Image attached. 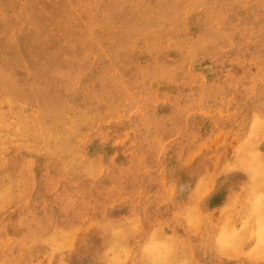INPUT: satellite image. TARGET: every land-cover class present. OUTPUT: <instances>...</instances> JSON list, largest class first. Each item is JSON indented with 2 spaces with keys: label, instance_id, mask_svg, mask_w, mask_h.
Instances as JSON below:
<instances>
[{
  "label": "bare ground",
  "instance_id": "6f19581e",
  "mask_svg": "<svg viewBox=\"0 0 264 264\" xmlns=\"http://www.w3.org/2000/svg\"><path fill=\"white\" fill-rule=\"evenodd\" d=\"M0 6L5 8L0 13V101L14 109V120L18 123L1 128L0 142L9 138L6 139L8 146L15 149L16 145L19 152L17 161L19 166L23 165L21 175L26 178L28 194L19 208L21 215L33 212V221L36 222L35 212L30 209L39 201L35 193L37 190L44 192L53 177L42 166L36 147L57 155L60 161H68L70 156L65 153L61 142L50 134L51 131L65 134L68 139L65 130L68 123L73 127V141L78 143L82 140L75 130L76 122L70 123L62 114L75 109V112L84 115L105 95H115L122 85L119 86L118 80L116 82L114 72L125 82L131 80L134 93H137L148 92L153 74L180 70L184 76L182 95L191 99V104L186 110L175 107L161 112L182 118L188 111L192 115L189 124L199 133L203 130L207 132L211 125L196 119L202 117L222 125L226 121L225 114L241 112L233 120L239 123L241 133L245 135L243 146L251 150V155L248 163L242 157H235L228 177L244 178L236 184L247 187L246 202L238 205L236 188L228 187L219 209L225 213L234 206L238 219L226 224L223 229L208 224L201 228V212L195 202L203 189L197 179L190 185L186 196L173 201L172 207L164 208L163 215L171 235L164 233L163 228L159 229L160 225L155 224L157 217L142 203L135 206L131 213L134 219L142 222V227L134 223L129 225L124 240H113L115 251L120 255L131 249L137 256L136 264H206L209 261L208 264H218L215 259L208 258L210 252L217 250L227 257L230 253V258L239 260L237 264H255L259 261L255 255L256 249L264 253V0H0ZM39 7L48 9L49 14L31 17L29 14ZM175 10L177 14H174V19L178 26L176 30H171L169 19ZM12 17L18 18L19 28L15 32L18 34L14 33L10 38L17 42H24L28 38L35 44L37 53L11 60L15 53L7 52L9 43H4L10 40V33L7 30L2 32L1 24H7ZM30 31L32 35L26 36L25 33ZM56 31L60 33L56 34ZM163 32L167 37L164 43L159 38ZM4 33L6 36H3ZM97 34L102 36L101 39ZM97 38L107 59H97ZM136 40L142 41L141 49L136 48ZM63 46H67L66 51L61 50ZM23 52L18 51L16 55ZM56 55L62 57L58 65L52 62V56ZM254 55L259 59L255 60L260 67L255 88L239 92L241 84L234 77L231 65L237 62L247 64ZM187 57L193 58L188 70L185 69ZM91 61H96L98 67L96 71L88 72ZM203 63L211 66L213 77L202 83V88L198 90L202 100L197 101V89H193L191 82L194 79L195 82L203 81L196 71L197 65ZM80 68L86 74L76 80L74 76ZM63 80L71 82L68 89L61 87ZM35 115L40 117V123H28V118L33 120ZM256 123L262 130L255 134ZM180 124V131L187 133L186 126ZM141 142L143 148L142 138ZM259 159L260 163L255 162ZM47 162L51 164L53 159L48 157ZM57 171V177L64 175L63 169L57 167ZM135 175L130 178L134 179L133 196L151 192L152 178L139 171ZM95 179L97 182L103 181L100 175ZM89 197L86 194L85 197H78L77 201L83 207ZM160 197L168 203L165 195ZM148 201L150 203L153 199L145 202ZM213 209L214 206L209 205L205 206L204 211ZM4 212L0 211L1 218ZM183 213L187 214L176 219L177 215ZM44 215L45 211L38 213L39 223ZM198 227L200 234L197 233ZM178 228H182L181 235L176 232ZM52 230L49 232L53 233ZM49 232L46 234L45 230H41L37 237L45 239ZM25 236L27 240L24 241L28 243H25L26 251L36 241V235L27 231ZM208 236H211V240H208ZM177 242H182L184 249L176 245ZM192 242L195 247L190 246ZM187 244L188 249L185 247ZM0 254H5L2 245Z\"/></svg>",
  "mask_w": 264,
  "mask_h": 264
},
{
  "label": "rangeland",
  "instance_id": "374dc122",
  "mask_svg": "<svg viewBox=\"0 0 264 264\" xmlns=\"http://www.w3.org/2000/svg\"><path fill=\"white\" fill-rule=\"evenodd\" d=\"M4 9L0 6V13ZM48 14V9L39 7L29 15L38 17V15L47 16ZM174 14H177V10L172 12L169 19L171 30H176L178 26ZM262 17L264 18V12ZM1 26L4 29L2 32L7 30L10 33L8 34L10 40L4 42L9 43L7 52L16 55L18 51H24L21 55H14L11 60L23 59L37 53L35 44L26 37L31 36L32 31L25 33L27 39L24 42L23 40L17 42L10 38L19 28L18 18L12 17L7 24L4 22ZM58 33L60 32L56 31V34ZM99 35L97 34V37L101 39L102 36ZM3 36H6L5 33ZM98 38L96 39L97 59H107ZM159 38L164 43L167 38L166 33L163 32ZM136 42V48L141 49L142 41L136 40ZM61 50L66 51L67 46L61 47ZM250 58L253 60L247 64L237 62L231 65L234 77H237V81L241 84L239 92L254 89L255 78L260 74L259 63L256 62L259 59L255 55ZM61 59L60 55L52 56L54 64H60ZM191 60L193 58H186L185 69H190ZM91 63L92 61L87 67L88 72L97 70L96 61L92 63L93 65ZM141 64L144 63L141 62ZM196 71L201 74L203 81L195 82L194 79L191 83L193 89H197L196 100L201 101L202 95L198 90L202 88L204 81L212 80L213 72L211 66L206 63L197 65ZM85 72L82 68L78 69L75 79L83 78ZM114 74L117 78L114 77L116 82L118 80L119 86L123 87L119 88L120 92L118 90L115 95H105L103 100L99 101L90 112L87 110L84 115L75 112V109L62 114L70 123L76 122L75 130L80 133L82 140L77 141L78 143L73 141L71 134L74 131L69 123L65 128L68 139L65 138V134L50 132L57 137L65 153L70 156L68 161H60L57 155L42 147H36L42 166L53 175L47 189L42 193L38 190L35 193L39 201L35 202V206L30 209L35 212L36 222L33 221V212H26L24 216L19 212L20 206L26 200L28 189L26 178L21 175L23 165L19 166L17 161L18 149L16 145L15 149L8 146L6 139L9 138L1 140L0 211L5 212L4 217H0V245L5 254H0V264H136L137 256L131 249L118 255L112 243L113 240H124L125 230L129 231V225L132 223L142 227V222L133 218L132 210L135 206L145 203V207L155 218L157 217L155 224L160 225L159 229L163 228L164 233L171 235L163 215L164 208L172 207L173 201L186 196L190 185L197 179L199 184L202 183L201 189H203L195 202L198 211L201 212L199 213L202 218L201 228L204 224H208L223 229L226 224L238 219V212L234 206L223 213L219 205L228 187L236 188L235 191L239 196L238 205L246 202L247 187H238L236 184L244 178L228 177L235 157H242L247 163L250 160L251 150L243 146L245 135H242L239 123L236 124L233 120L234 116L238 117L241 112L225 114L226 121L222 125L200 117L196 120L208 122L211 126L207 132L203 130L199 133L189 124L192 115L188 111L182 118L163 114L167 109L169 111L175 107L186 110L191 104V99L183 97L182 71L178 70L169 74L157 72L150 77L152 85L148 88V92L137 93H134L131 80L125 82L117 73L114 72ZM60 85L63 89H68L71 82L63 80ZM34 118L32 120L29 117L28 123L39 124L40 117L35 115ZM180 123L186 126L187 133L180 131ZM258 124L254 125L257 127L256 131H253L255 134L262 130L260 126H257ZM9 125H18L14 120V109L0 101V130ZM141 138L144 141L143 148L140 145ZM48 157L53 159V163L47 162ZM255 162L260 163L261 159ZM57 167L60 170L63 169V176L57 177ZM138 171L142 174L147 173L152 178L151 192H149L151 194L147 192L133 196L134 179L130 178L136 176L135 173ZM99 175L103 179L101 183L95 179ZM86 194L90 197L87 204L82 207L77 198L85 197ZM162 194L166 196L168 203L160 197ZM149 198L153 201L145 202ZM209 205H213L214 209L205 212V206ZM43 211L45 215L41 218L42 224H40L37 216ZM186 214L177 215L176 219ZM200 227L197 230L198 234L201 233ZM50 229H53L51 231L53 233L49 232ZM41 230H45L46 234L49 232L45 239L38 238L37 234ZM27 231L36 235V241L34 240L25 251V243L28 244L24 241L27 240L25 236ZM176 232L181 235L182 228H178ZM207 238L211 240V236ZM175 244L184 249L182 242ZM193 245L195 247L194 242L190 246ZM185 247L188 249L189 245ZM215 252H210L208 258L215 259L218 264H237L239 261L237 258H230V253L228 259L218 250ZM255 255L259 258L255 264H264V253L256 249Z\"/></svg>",
  "mask_w": 264,
  "mask_h": 264
}]
</instances>
